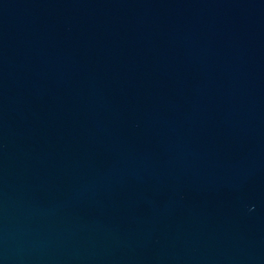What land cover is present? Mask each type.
<instances>
[{"label": "water", "instance_id": "obj_1", "mask_svg": "<svg viewBox=\"0 0 264 264\" xmlns=\"http://www.w3.org/2000/svg\"><path fill=\"white\" fill-rule=\"evenodd\" d=\"M0 264H264V0H0Z\"/></svg>", "mask_w": 264, "mask_h": 264}]
</instances>
